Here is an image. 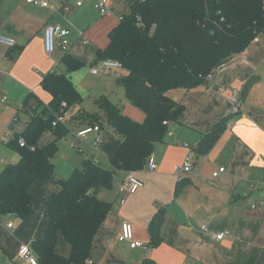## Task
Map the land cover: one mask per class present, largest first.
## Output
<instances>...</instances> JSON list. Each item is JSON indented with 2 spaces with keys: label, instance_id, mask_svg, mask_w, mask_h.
Segmentation results:
<instances>
[{
  "label": "crops",
  "instance_id": "0c3cea01",
  "mask_svg": "<svg viewBox=\"0 0 264 264\" xmlns=\"http://www.w3.org/2000/svg\"><path fill=\"white\" fill-rule=\"evenodd\" d=\"M39 1H45L47 6H33L26 0H0V34L15 40L11 48L0 44V139L8 129L13 111L21 107L27 94L33 93L46 104L51 99L41 88V81L58 66L52 55L57 53V58L60 50L51 56L44 53L45 28L54 24L79 28L76 21L83 7L82 3L77 5L80 0ZM84 1L93 6L96 2ZM128 1L107 0L108 12L101 16L97 11L96 24L101 26L104 50L109 43L108 34L127 14ZM83 37L85 30L77 31L71 45ZM245 51L235 55L225 70L207 80L205 86L168 93L186 107L183 119L181 123L170 124L163 141L154 145L156 169L151 172L145 166L135 173L143 182L141 189L123 198L117 191L125 177L120 174L114 182L117 187L113 195L105 199V190L98 193V198L111 206L94 236L88 264H141L144 259L156 264H264V207L258 205L264 202V68L263 61L251 63V54ZM92 69L91 75L101 74H92ZM73 75L71 72L67 76L74 87ZM251 77H258L259 81L243 100L242 86ZM232 91L239 92L241 102L235 114H230ZM125 116L140 122L134 113ZM222 117L227 118L226 129L206 156H198L199 143ZM186 156L192 169L182 176L181 182L186 187L175 198L178 183L175 168ZM17 161L18 157L10 165ZM220 167L225 168V173L214 178L213 173ZM253 205L257 208L252 209ZM159 206L165 207L166 219L161 230L162 243L153 248L147 226ZM30 208L25 218L14 215L0 218V264H26L18 255L20 249L30 248L31 242L43 237L49 223L46 202L36 206L30 202ZM124 221L132 225L134 240L147 250L130 248L129 243L118 241ZM7 224L12 227L7 228ZM202 226L207 232L201 230ZM223 231L229 235L216 241L213 234ZM55 252L64 257L70 255V247L61 237Z\"/></svg>",
  "mask_w": 264,
  "mask_h": 264
},
{
  "label": "trees",
  "instance_id": "16d2710c",
  "mask_svg": "<svg viewBox=\"0 0 264 264\" xmlns=\"http://www.w3.org/2000/svg\"><path fill=\"white\" fill-rule=\"evenodd\" d=\"M263 8L264 0L128 1L127 14L108 34V46L97 51V60L122 64L128 74L118 78L116 84L124 89L127 100L145 114V120L137 123L107 99L97 101L101 114L86 122L99 127L98 149L107 166L84 162V169L62 181L61 191L49 199L46 231L30 244L38 264H88L94 236L111 206L99 199L98 193L112 190L120 174H135L145 168L154 145L163 141L170 124L181 123L186 111L168 93L205 86L208 76L220 65L243 53L257 35L264 34ZM61 64L67 74L55 69L41 81V88L51 98L47 105L33 93L22 101L20 109L29 115V121L21 135L8 144L18 155V161L0 172V218H25L31 212L29 189L35 181L51 177L56 152L55 146L36 148V140L45 130L53 131L58 139L65 136L68 130L64 124H51L64 111L81 103L67 75L83 64L67 53ZM258 81V77H251L244 83L243 100ZM226 125L225 117L214 123L196 148L198 156H206ZM19 138L25 141L22 148L18 146ZM185 187L186 183L178 182L174 197H179ZM165 216V207L159 206L148 223L153 248L162 243ZM59 237L70 247L68 257L55 252ZM141 264L156 263L144 259Z\"/></svg>",
  "mask_w": 264,
  "mask_h": 264
},
{
  "label": "rangeland",
  "instance_id": "374dc122",
  "mask_svg": "<svg viewBox=\"0 0 264 264\" xmlns=\"http://www.w3.org/2000/svg\"><path fill=\"white\" fill-rule=\"evenodd\" d=\"M80 2H82L83 7L81 8L80 18L76 21L79 27L78 30H73L71 26L67 27L72 31V36L77 35V31L85 30V38L77 39L71 45L74 41L71 39L72 36L69 37L70 47L68 51L58 52L59 56L57 58L55 57L57 53H54L52 59H55V64H58L57 67L54 66V69L61 74H67L65 67L61 64V58L65 53L78 59L83 64L82 68L72 72L74 74L72 81L76 85L74 87L81 97V103L77 109L74 107L64 111L66 115L64 116L63 124L68 130L65 136L58 139L53 131L45 130L36 140V148L43 150L55 146L56 152L52 159L54 171L51 177L46 180L35 181L29 189L31 206L41 205L46 202L48 209L49 199L53 194H58L61 191V182L68 179L75 171H82L84 169V162L89 161L99 163L101 166H107L100 150L94 145L96 134H89L86 141H79L75 138V135L79 131L92 125L86 122L89 121V118L101 114V110L97 104L99 99H107L124 115L126 113H134L136 118L140 119V122L135 120L137 123H142L145 120V114L127 100L124 89L116 84L118 78L127 76L128 72L125 69H118L112 74L101 73L98 76L90 74V68H95L100 62L97 60V51L98 49L104 50L105 40L101 37V26L96 24L99 17L97 10L89 2L84 0H80ZM58 26L60 25L58 24ZM88 29L90 35H87ZM245 52H250L251 63L263 61L262 68H264V34L260 33L257 35ZM218 74V72H215L207 80H210L212 77L216 78ZM43 104L47 105L46 103ZM12 115L7 126L8 128L11 127L13 135L14 133L21 135L29 121V115L21 110L20 106L13 111ZM82 121L86 123L82 124ZM100 123H102L104 128L107 127V124L102 120ZM79 150L83 154L79 153ZM17 157V154L11 147L7 145L4 147L3 144L0 145V169H4L5 167V164L1 162L14 163ZM116 187L114 186V189L103 192L106 196L105 199H108V195L115 193Z\"/></svg>",
  "mask_w": 264,
  "mask_h": 264
},
{
  "label": "built area",
  "instance_id": "2783aa9c",
  "mask_svg": "<svg viewBox=\"0 0 264 264\" xmlns=\"http://www.w3.org/2000/svg\"><path fill=\"white\" fill-rule=\"evenodd\" d=\"M26 2L33 6H39V7H46L47 3L45 1H39V0H26ZM82 2H78L77 5L79 6ZM95 9L99 12V14L105 15L108 12V6H107V0H96L94 4ZM264 9V8H263ZM70 30L67 28H63L58 25H49L44 30V36H43V50L44 53L47 56H51L56 49H59L62 52H67L68 48L70 47ZM0 44L5 45L9 48L14 47L15 40L11 37L5 36L0 34ZM226 64L220 65L216 72L221 73L225 70ZM117 69H123L122 64L118 61L114 60H101L95 68L91 70V73L94 75H97L99 73H113L114 70ZM210 76H208L209 78ZM229 102L231 105L230 108V114L238 113L241 107L240 102V96L239 92L232 91V94L229 98ZM62 108H65V103H62ZM66 114L62 113L60 116H58L53 122L52 127H56L58 124H63L64 122V116ZM99 127L98 126H90L88 128H85L81 131H79L75 138L79 141H86L87 136L89 134H96V138L94 140V145L98 149L100 143H101V137L99 135ZM12 131L11 127H9L4 134L2 135L0 139V143L3 145H8L10 140L12 139ZM74 145V144H73ZM18 146L24 147L25 141L22 138L18 139ZM185 147H188L187 144H184ZM79 153L83 154L81 150H79ZM146 166L149 171H154L156 169L154 159L152 154L147 158ZM192 169V164L190 161V158L186 156L181 163L180 166H177L175 168V174L177 178V182H180L182 180V176L188 172H190ZM225 168L220 167L216 172L213 173V177H217L223 173H225ZM143 187V182L134 174V173H128L124 177V181L118 186L117 191L120 195L123 196V198L127 197L128 195L135 194L139 189ZM121 202H123V199H121ZM260 207H264V202H260L258 204ZM257 205H253L252 209H256ZM11 224H7V228H11ZM201 230L204 232H207V228L205 226L201 227ZM229 235L228 231H223L219 233L213 234V238L216 241H222L226 236ZM119 242H127L129 243L130 248H142L144 250H147V248L138 241L134 240L133 236V228L132 225L126 221L121 223L120 226V234L118 237ZM19 257L21 259H24L26 264H38V261L28 247H22L18 253Z\"/></svg>",
  "mask_w": 264,
  "mask_h": 264
},
{
  "label": "water",
  "instance_id": "95a60500",
  "mask_svg": "<svg viewBox=\"0 0 264 264\" xmlns=\"http://www.w3.org/2000/svg\"><path fill=\"white\" fill-rule=\"evenodd\" d=\"M111 173H113V172H111Z\"/></svg>",
  "mask_w": 264,
  "mask_h": 264
}]
</instances>
